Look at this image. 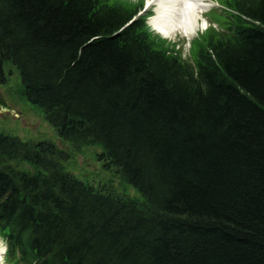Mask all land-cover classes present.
<instances>
[{
    "label": "trees",
    "instance_id": "16d2710c",
    "mask_svg": "<svg viewBox=\"0 0 264 264\" xmlns=\"http://www.w3.org/2000/svg\"><path fill=\"white\" fill-rule=\"evenodd\" d=\"M193 65L118 0H0V84L141 199L76 178L50 140L0 131L11 264H264V0H226ZM22 163L34 169H24Z\"/></svg>",
    "mask_w": 264,
    "mask_h": 264
},
{
    "label": "rangeland",
    "instance_id": "374dc122",
    "mask_svg": "<svg viewBox=\"0 0 264 264\" xmlns=\"http://www.w3.org/2000/svg\"><path fill=\"white\" fill-rule=\"evenodd\" d=\"M112 2L114 0H108ZM121 4L132 7L134 5L141 7L140 18L146 16V31L149 39L154 46L168 50L175 55H178L183 61L188 64H193L196 58L198 49L203 46L212 34V36H221L227 32V16L228 10L225 7L226 0H207V6L204 8V17L200 18L198 30L202 33L196 35V31L191 38H162L156 34L150 22V16L153 15L152 9H144L145 0H118ZM148 16V17H147ZM205 19L204 29L202 20ZM211 30L209 36L208 31ZM5 72L7 74V83L0 84V96L5 100L15 111L10 113L5 110L0 111V131L9 135L19 137L23 141L36 142L39 140H50L57 144L62 150L69 154L67 160L62 161V165L66 171L73 174L76 178L92 184L96 187L102 186L106 191H111L116 195H127L138 200L141 199L140 193L130 184L123 181L114 166L108 167L102 159H99V154L102 152V147L98 144L82 145L75 148L70 142L63 141L57 135L56 130L45 120L42 111L38 106L31 103L21 93L20 77L17 69L6 63ZM24 169L33 170L31 165L22 163ZM9 264L0 261V264Z\"/></svg>",
    "mask_w": 264,
    "mask_h": 264
},
{
    "label": "bare ground",
    "instance_id": "6f19581e",
    "mask_svg": "<svg viewBox=\"0 0 264 264\" xmlns=\"http://www.w3.org/2000/svg\"><path fill=\"white\" fill-rule=\"evenodd\" d=\"M154 5L151 25L162 38H191L197 31L200 18L204 17L207 0H145ZM205 24V19L202 20ZM201 32L197 31L200 35Z\"/></svg>",
    "mask_w": 264,
    "mask_h": 264
},
{
    "label": "water",
    "instance_id": "95a60500",
    "mask_svg": "<svg viewBox=\"0 0 264 264\" xmlns=\"http://www.w3.org/2000/svg\"><path fill=\"white\" fill-rule=\"evenodd\" d=\"M0 108L5 109L7 111L13 112V109L0 98Z\"/></svg>",
    "mask_w": 264,
    "mask_h": 264
}]
</instances>
